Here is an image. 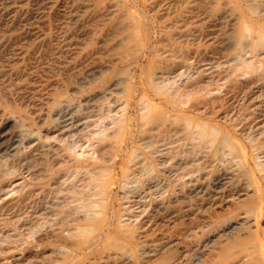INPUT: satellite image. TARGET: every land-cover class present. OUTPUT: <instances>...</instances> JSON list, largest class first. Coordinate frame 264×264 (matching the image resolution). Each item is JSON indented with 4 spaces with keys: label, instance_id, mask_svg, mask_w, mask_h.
<instances>
[{
    "label": "rangeland",
    "instance_id": "obj_1",
    "mask_svg": "<svg viewBox=\"0 0 264 264\" xmlns=\"http://www.w3.org/2000/svg\"><path fill=\"white\" fill-rule=\"evenodd\" d=\"M264 0H0V264H264Z\"/></svg>",
    "mask_w": 264,
    "mask_h": 264
},
{
    "label": "bare ground",
    "instance_id": "obj_2",
    "mask_svg": "<svg viewBox=\"0 0 264 264\" xmlns=\"http://www.w3.org/2000/svg\"><path fill=\"white\" fill-rule=\"evenodd\" d=\"M261 255H263V258H264L263 248L261 249Z\"/></svg>",
    "mask_w": 264,
    "mask_h": 264
}]
</instances>
